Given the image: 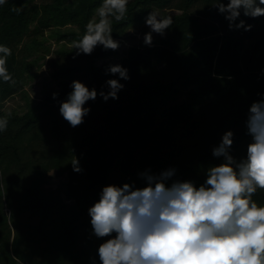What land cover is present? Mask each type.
Masks as SVG:
<instances>
[{"label": "trees", "instance_id": "1", "mask_svg": "<svg viewBox=\"0 0 264 264\" xmlns=\"http://www.w3.org/2000/svg\"><path fill=\"white\" fill-rule=\"evenodd\" d=\"M102 2L0 4V45L12 51L5 67L16 81L0 78V118L8 117L7 130L0 132V264H100L98 248L111 237L93 234L88 210L103 187H144L140 173L168 168L177 170L174 178L199 186L207 169L223 162L212 151L229 130L234 132L230 153L237 159L247 154V115L254 101L264 99V16L241 14L236 23L244 20L251 29H230L212 6L219 0H129L125 18H113L114 40L150 11L173 23L151 46L129 50L120 64L128 69L130 79L124 80L97 64L117 49L101 45L90 55L77 54L76 42ZM47 29L63 41L57 53L65 61L53 74L61 88L24 114L6 115L1 105L24 89L43 55L28 57L44 44L40 37ZM109 79L124 88L118 99L105 102L99 93L110 91ZM75 80L95 88L98 96L86 102L90 113L72 127L59 108ZM76 159L80 172L73 169ZM50 167L67 172L69 182L47 187ZM252 198L264 206V189Z\"/></svg>", "mask_w": 264, "mask_h": 264}, {"label": "clouds", "instance_id": "2", "mask_svg": "<svg viewBox=\"0 0 264 264\" xmlns=\"http://www.w3.org/2000/svg\"><path fill=\"white\" fill-rule=\"evenodd\" d=\"M128 2L103 0L76 42L77 54L90 55L101 45L105 50L119 48L112 36V21L125 18ZM212 6L229 21L230 29L245 28L244 20L236 23L241 14L264 16V0H219ZM145 23L150 31L144 44L151 46L153 33L165 35L173 20L150 11ZM0 54V78L15 84L5 67L12 51L0 45ZM107 73L130 79L128 69L119 64L110 65ZM106 84L110 91L99 95L105 102L118 99L124 85L118 79H109ZM70 87L72 91L61 102L59 112L76 127L91 111L86 102L94 101L98 93L79 80ZM245 124L251 137L246 156L237 159L230 153L234 132H225L212 151L214 157H223V162L210 166L199 186L193 180L174 178L177 170L168 168L159 174L151 170L140 173L144 187L134 183L103 187L99 200L88 210L93 234L111 237L98 248L100 264H264V206L252 198L258 188L264 189V99L251 104ZM7 125L8 117L0 118V132L6 131ZM72 165L74 171H82L77 159Z\"/></svg>", "mask_w": 264, "mask_h": 264}, {"label": "rangeland", "instance_id": "3", "mask_svg": "<svg viewBox=\"0 0 264 264\" xmlns=\"http://www.w3.org/2000/svg\"><path fill=\"white\" fill-rule=\"evenodd\" d=\"M36 1L39 2L41 0ZM174 12L178 11L174 10ZM96 20L98 22V16H96ZM149 31L150 28L146 26L145 21L129 27L122 38L115 39L120 45L117 52L108 57L100 58L97 64L107 69L110 65H120L133 46H141L144 43V36ZM161 37V35L153 33V43L159 41ZM30 39H32L31 35L26 37L24 42ZM40 39L44 44L32 52L28 59L31 60L38 55H43V57L32 67V72L27 76L24 89L11 95L2 103L1 109L6 115L24 114L31 105H36L42 101L48 95L49 91L59 90L61 88L53 74L65 61L57 53V50L63 45V41H59L57 37L51 35V29L45 30L44 36H41ZM36 148L37 146H35ZM48 175L49 178L46 186L52 189L68 183L70 180L67 172L58 171L53 167L48 169ZM3 227L6 231H10L8 224L5 223Z\"/></svg>", "mask_w": 264, "mask_h": 264}]
</instances>
